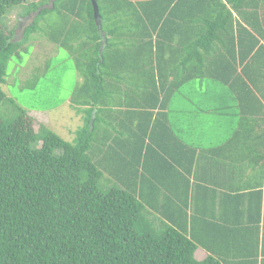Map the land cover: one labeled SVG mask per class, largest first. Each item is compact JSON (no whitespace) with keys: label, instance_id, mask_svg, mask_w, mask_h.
I'll use <instances>...</instances> for the list:
<instances>
[{"label":"trees","instance_id":"obj_1","mask_svg":"<svg viewBox=\"0 0 264 264\" xmlns=\"http://www.w3.org/2000/svg\"><path fill=\"white\" fill-rule=\"evenodd\" d=\"M23 1L0 0V17ZM48 2L21 14L34 16L19 20L21 40L0 28V84L43 37L73 60L82 124L65 140L0 86L15 115L0 116V264H264V0H96L97 17L91 0ZM195 79L235 97L238 123L219 145L194 147L169 122L170 101ZM123 114L129 149L103 134ZM169 149L189 166L184 201L162 206L148 157L174 160ZM205 160L244 182L200 173Z\"/></svg>","mask_w":264,"mask_h":264},{"label":"crops","instance_id":"obj_2","mask_svg":"<svg viewBox=\"0 0 264 264\" xmlns=\"http://www.w3.org/2000/svg\"><path fill=\"white\" fill-rule=\"evenodd\" d=\"M184 85L186 86L188 84ZM188 87H190L189 90L186 89L185 93L182 90L179 94L180 96L173 98L167 106L169 122L172 128L182 140L197 148H207L221 144L231 136L238 123L234 95L225 85L202 82V80H199L196 86ZM179 99H181L180 102H178ZM64 101L67 112L64 114V119L62 118V120H59L60 112L58 107L60 104L45 109H31L29 113L45 126L59 134L63 139L71 141L74 137L75 130L82 124V116L71 105L69 97ZM132 117V114H123V117L117 122L116 129L118 133L116 134L115 131L106 127L103 132L104 136H107L111 132V138L118 140L121 145L127 149L133 147L135 145L134 141L137 138L132 135H127ZM189 118L199 123V132H194V129L191 128V124L189 123L186 126L184 125ZM208 121H213L215 124L208 123ZM225 122H229L232 125L226 129L223 126ZM211 127L217 130L221 128L222 132L217 134ZM169 151L176 161L170 158L165 159L160 154L148 157L154 175L153 179L158 184L154 186L148 184V186H158L161 188L157 191L152 190L151 200L154 203L162 204V206L164 203L171 202L170 194L174 195L177 202L184 201L186 187L184 168L189 166V154H185L184 150L177 151L169 149ZM224 169V167L218 164L210 167V164L205 160V166L200 168L199 172L204 175H216L220 183H225L230 187H236L244 182L234 175L229 176L227 174L228 172ZM106 179L109 180V184H113L112 179L108 178L107 175ZM155 218L160 217L156 215ZM203 252L202 258L207 254L206 251Z\"/></svg>","mask_w":264,"mask_h":264},{"label":"rangeland","instance_id":"obj_3","mask_svg":"<svg viewBox=\"0 0 264 264\" xmlns=\"http://www.w3.org/2000/svg\"><path fill=\"white\" fill-rule=\"evenodd\" d=\"M34 1L37 0H25L13 5L0 17V28L9 33L11 31L14 32L13 38L21 40L22 32H20L21 27L18 25L19 20L21 19L24 27L28 26L34 17H23L21 14L27 13L31 9V3ZM49 17H53L52 12L45 14L43 20ZM29 43V51L23 54L20 63L14 57L8 61L6 82L0 84V86L7 95L15 97L21 104L33 110L50 108L60 104L58 107L60 112L59 120H62V118L64 119V114L67 112L64 100L69 97L72 88L80 80L73 60L65 49L57 47L55 44L43 39V37L34 35ZM198 82V79L191 80L186 83L188 85H183L182 90L185 93L186 89L189 90L190 88L188 86H196ZM202 82L217 84L207 79L202 80ZM13 113L14 109L10 103L5 101L0 104V116L5 122L13 120L15 116ZM186 122L185 126L189 123L194 132H199L200 127L198 122L192 118L187 119ZM208 123L215 124L213 121H208ZM230 125L232 124L229 122L223 123L226 129ZM211 128L217 134L222 132L221 128L218 130L214 127ZM39 146L40 141L32 144V147ZM54 153L58 154L59 150H54ZM99 186L105 190L110 185L103 178ZM203 251V248L197 247L194 259L200 260L203 256Z\"/></svg>","mask_w":264,"mask_h":264},{"label":"water","instance_id":"obj_4","mask_svg":"<svg viewBox=\"0 0 264 264\" xmlns=\"http://www.w3.org/2000/svg\"><path fill=\"white\" fill-rule=\"evenodd\" d=\"M54 1L55 0H49V2L45 5V7H52ZM91 3H92V7H93L94 17H97V14H98L97 2H96V0H91Z\"/></svg>","mask_w":264,"mask_h":264},{"label":"flooded vegetation","instance_id":"obj_5","mask_svg":"<svg viewBox=\"0 0 264 264\" xmlns=\"http://www.w3.org/2000/svg\"><path fill=\"white\" fill-rule=\"evenodd\" d=\"M28 17L30 18V16H28ZM28 17H27V18H28ZM20 24H22V22H21Z\"/></svg>","mask_w":264,"mask_h":264}]
</instances>
